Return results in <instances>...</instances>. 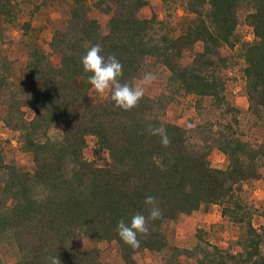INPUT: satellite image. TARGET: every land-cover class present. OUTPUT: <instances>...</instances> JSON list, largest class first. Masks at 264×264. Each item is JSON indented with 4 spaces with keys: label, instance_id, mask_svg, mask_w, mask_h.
<instances>
[{
    "label": "trees",
    "instance_id": "obj_1",
    "mask_svg": "<svg viewBox=\"0 0 264 264\" xmlns=\"http://www.w3.org/2000/svg\"><path fill=\"white\" fill-rule=\"evenodd\" d=\"M158 1L0 0V264H109L99 241L114 246L113 264L145 252L160 264H264V223L254 224L264 204L253 200L264 184V0ZM42 9L47 40L32 25ZM96 44L122 63L121 83L156 74L135 108L110 92L91 100L81 58ZM172 105L192 110L185 126L170 120ZM149 126L166 129L168 147ZM147 196L162 216L133 249L117 224L147 217ZM212 207L240 229L234 243L219 244L214 226L196 228L189 248L172 241L171 227Z\"/></svg>",
    "mask_w": 264,
    "mask_h": 264
},
{
    "label": "rangeland",
    "instance_id": "obj_2",
    "mask_svg": "<svg viewBox=\"0 0 264 264\" xmlns=\"http://www.w3.org/2000/svg\"><path fill=\"white\" fill-rule=\"evenodd\" d=\"M151 5L155 7L157 10L162 8V4L158 0H150ZM180 13V12H179ZM47 12L42 9L39 14L37 15V18L33 22V27L35 28L36 32L39 35V38L43 40H47L49 37V31L44 29V17L46 16ZM150 9L145 8L142 9L139 13L140 18H148L150 17ZM88 18L91 20H94L98 22L100 25L104 26L107 22V16L97 12L94 8L90 7ZM240 31L245 34V37L252 38L248 33H246V30L243 27H240ZM12 57H14L12 55ZM140 82H136L134 86L138 85ZM148 92H151V90H147ZM232 99L234 101V104L240 108L241 110H246L247 108V102L245 97L240 95L238 93L237 87L234 88L232 91ZM107 93L104 95H101L97 93L95 90L91 92L90 98L93 102L100 101L106 97ZM187 100L192 102V98L188 97ZM192 110L188 109H182L181 107H177L175 105H172L170 107V120L178 125L185 126V120L187 117L191 116ZM4 137L7 136L6 133L3 135ZM12 144L15 145V142L12 141ZM90 155L89 153L87 154ZM16 162L19 166L24 167L25 169H30L31 163H30V156L19 154L16 157ZM213 164L215 166H218L220 168H224L226 165V159L225 157L219 153L216 152L213 155ZM253 200L254 203L257 206H263L264 204V184L262 182H258L256 184V189L253 194ZM264 220L261 218L256 219L254 221V224L256 226L263 224ZM180 226L171 227L168 231V235L172 237V241L182 247H191L194 243L193 238V231L196 228H203L205 230L210 229L211 226H214L215 238L216 241L219 242V244L223 246H227L229 243H234L235 240L238 238L240 229L238 227H235L231 225L229 222H227L225 219H222L219 214L218 207H212L208 210V212H203V209L200 208L198 211L194 212L189 217H183L180 221ZM94 245H97L101 250H104L103 257L105 261L109 264H113L115 261V252H114V246L108 245L105 242L99 241L94 242ZM85 245V242L79 243L80 248ZM135 260L139 264H160L159 256L157 254H151L148 252H145L143 254H137L134 256Z\"/></svg>",
    "mask_w": 264,
    "mask_h": 264
},
{
    "label": "clouds",
    "instance_id": "obj_3",
    "mask_svg": "<svg viewBox=\"0 0 264 264\" xmlns=\"http://www.w3.org/2000/svg\"><path fill=\"white\" fill-rule=\"evenodd\" d=\"M81 63L83 70L86 73H91L88 77V82L95 91L101 95L110 92L111 100L115 103V106L124 111H129L138 106L145 95V86L151 85L157 79L156 74L146 72L136 86L121 83L120 78L123 75L122 63L114 55H109L105 58L102 55V48L99 44L93 45L87 50L86 54L81 58ZM147 131L153 136H158L163 147H168L171 143L163 126H149ZM144 204L149 206V215L147 217L141 213H136L131 217L130 224H126L123 219L117 224L118 236L133 249L140 247L138 234H149V221L158 220L162 216L160 208L156 206L155 197L147 196ZM49 259L50 264H61L58 256L50 257Z\"/></svg>",
    "mask_w": 264,
    "mask_h": 264
}]
</instances>
